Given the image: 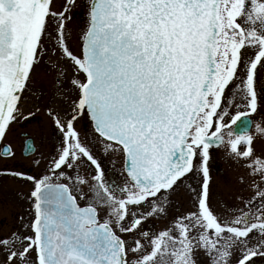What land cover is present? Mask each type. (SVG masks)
Returning a JSON list of instances; mask_svg holds the SVG:
<instances>
[{
  "label": "snow or ice",
  "instance_id": "1",
  "mask_svg": "<svg viewBox=\"0 0 264 264\" xmlns=\"http://www.w3.org/2000/svg\"><path fill=\"white\" fill-rule=\"evenodd\" d=\"M261 111L264 0H0V143L41 113L56 141L39 174L0 172L31 186L0 264H264V126L253 134L250 119ZM97 145L122 159V180ZM219 149L250 195L217 208ZM184 197L188 210L174 209Z\"/></svg>",
  "mask_w": 264,
  "mask_h": 264
},
{
  "label": "rangeland",
  "instance_id": "2",
  "mask_svg": "<svg viewBox=\"0 0 264 264\" xmlns=\"http://www.w3.org/2000/svg\"><path fill=\"white\" fill-rule=\"evenodd\" d=\"M64 0H55L56 8L59 9ZM83 3L84 0H81ZM75 18L69 23L72 30V38L69 43L74 51H78V33L85 23L86 10L84 8L75 9ZM54 27V25L52 26ZM54 74L48 71L47 68H41L38 75L35 77V86L42 88L46 93L45 98L41 101L42 104H47L52 101L55 88L53 86ZM32 121L28 126L27 124ZM260 124L264 126V111L253 115V134L255 133V125ZM50 121L43 115V113L32 117L29 121L21 120L16 124L12 132L8 135L7 141L4 145L10 146L15 156L5 159L0 157V172L4 170L26 171L34 174V171L39 174L45 167L46 152L49 149L47 143L52 137L53 129H51ZM22 132H27L29 136L33 137L36 142L37 151L32 158H24L21 155V143L23 138L20 136ZM97 158L103 161V166L107 173L116 179H123L120 176L122 168V159L119 157L105 154L102 146L97 145ZM260 150V143L257 144V151ZM40 160L39 167L33 163L34 160ZM5 165L7 169H5ZM34 166L33 173L30 172V167ZM218 170V171H217ZM217 171V173H216ZM222 171V172H221ZM210 172L212 177L211 189L213 193V206L220 208L223 207V202H233L238 199L240 195L248 196L250 192L239 183V178L244 175L245 170L240 168L234 161L226 158L223 149L213 150V158L210 160ZM94 174L91 168H85L82 174ZM30 185L22 181L13 179L8 176L0 175V236H6L17 226V221L14 219L16 214L24 215L27 219L26 203L23 199L18 198V194H27ZM176 203L175 208H181L184 211L188 210V200L186 197L183 199L174 198ZM175 214V211L173 212ZM167 220H153L151 226L158 230L164 228Z\"/></svg>",
  "mask_w": 264,
  "mask_h": 264
},
{
  "label": "flooded vegetation",
  "instance_id": "3",
  "mask_svg": "<svg viewBox=\"0 0 264 264\" xmlns=\"http://www.w3.org/2000/svg\"><path fill=\"white\" fill-rule=\"evenodd\" d=\"M48 103H49V101H48ZM252 121H253V116L250 118ZM30 123H32V121H30L28 124H27V126L30 124ZM51 129H53L52 127H51ZM22 138H23V140H22V143H21V155L24 157V158H27V157H33V156H35L34 154L36 153V151H37V146L35 145L36 144V142H35V140L33 139V137H31V136H29L28 135V133L27 132H22L21 133V135H20ZM27 140H31L32 141V143H33V147L35 148V152L34 153H32V154H30V155H26V153H25V151H24V149H25V141H27ZM47 143H48V145H49V149H48V151L46 152V154H47V157H45V159H46V161H45V165H46V163H47V161H48V156L50 155V154H52L53 153V149H54V146H55V144H56V141H55V138H54V132L52 133V137H50V140H48L47 141ZM4 144H2L1 143V146H3ZM33 170H34V166H32V167H30V172H32L33 173ZM93 170V169H92ZM218 171V170H217ZM217 171H216V173H217ZM222 172V171H221ZM31 174V173H30ZM34 174H37L35 171H34Z\"/></svg>",
  "mask_w": 264,
  "mask_h": 264
},
{
  "label": "water",
  "instance_id": "4",
  "mask_svg": "<svg viewBox=\"0 0 264 264\" xmlns=\"http://www.w3.org/2000/svg\"><path fill=\"white\" fill-rule=\"evenodd\" d=\"M28 141V140H27ZM25 146H26V141H25ZM26 155L28 156L29 154L26 153Z\"/></svg>",
  "mask_w": 264,
  "mask_h": 264
}]
</instances>
